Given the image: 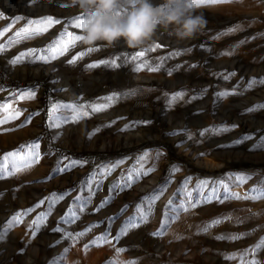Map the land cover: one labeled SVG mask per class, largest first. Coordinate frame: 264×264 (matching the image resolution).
<instances>
[{"label": "rangeland", "instance_id": "1", "mask_svg": "<svg viewBox=\"0 0 264 264\" xmlns=\"http://www.w3.org/2000/svg\"><path fill=\"white\" fill-rule=\"evenodd\" d=\"M191 2L89 53L70 0H0V264H264V0Z\"/></svg>", "mask_w": 264, "mask_h": 264}, {"label": "clouds", "instance_id": "2", "mask_svg": "<svg viewBox=\"0 0 264 264\" xmlns=\"http://www.w3.org/2000/svg\"><path fill=\"white\" fill-rule=\"evenodd\" d=\"M89 15L80 42L94 48L123 43L130 49L150 46L158 30L170 31L177 39H192L207 25L196 15L191 0H70ZM101 42V45H98Z\"/></svg>", "mask_w": 264, "mask_h": 264}, {"label": "built area", "instance_id": "3", "mask_svg": "<svg viewBox=\"0 0 264 264\" xmlns=\"http://www.w3.org/2000/svg\"><path fill=\"white\" fill-rule=\"evenodd\" d=\"M23 86V81L9 71L0 67V98L3 99L10 94L18 93Z\"/></svg>", "mask_w": 264, "mask_h": 264}, {"label": "snow or ice", "instance_id": "4", "mask_svg": "<svg viewBox=\"0 0 264 264\" xmlns=\"http://www.w3.org/2000/svg\"><path fill=\"white\" fill-rule=\"evenodd\" d=\"M201 2H204V0H201ZM207 2H211V3H215V2H217V0H207ZM194 6V3L193 2H191V4H189V7H193ZM46 22L47 23H52L53 22V20H52V18L51 17H48V18H46ZM56 22H58V21H56ZM87 23H88V21H86V22H84V23H82L80 26L81 27H86V25H87ZM63 35V34H62ZM80 40V36L79 35H71V34H69V43L70 44H75V42L76 41H79ZM160 45H156L155 47H159ZM67 50V48H66V46L63 48V49H54L53 51H56V52H62V51H66ZM94 49H92V48H89L88 49V52L90 53V52H92ZM154 50V49H153ZM85 54H87V53H81L80 54V56L82 57L83 55H85ZM175 54H179V53H175ZM23 55V54H22ZM144 55V53L143 52H140V53H137L135 56H133V59L135 60V59H138L140 56H143ZM79 57H74V59H73V61H71V62H75V60L76 59H78ZM146 66V63H142V64H138L137 65V70H141L143 67H145ZM149 70H156V69H154V68H150ZM180 94L179 93H177L176 94V96H179ZM262 195H264V193H262Z\"/></svg>", "mask_w": 264, "mask_h": 264}, {"label": "bare ground", "instance_id": "5", "mask_svg": "<svg viewBox=\"0 0 264 264\" xmlns=\"http://www.w3.org/2000/svg\"><path fill=\"white\" fill-rule=\"evenodd\" d=\"M165 34H161V32H159V38L160 40H162V37H164ZM169 40V39H168ZM167 40V41H168ZM151 63V62H150ZM130 97V96H129ZM126 105V104H125ZM142 105H143V102H142ZM137 107L141 109V107L139 106V104H137ZM137 107L136 106H133V109L134 110H137ZM146 115V114H145Z\"/></svg>", "mask_w": 264, "mask_h": 264}, {"label": "trees", "instance_id": "6", "mask_svg": "<svg viewBox=\"0 0 264 264\" xmlns=\"http://www.w3.org/2000/svg\"><path fill=\"white\" fill-rule=\"evenodd\" d=\"M66 155H68L67 153H65ZM78 157V156H77ZM79 158H81V159H86V157L85 156H80Z\"/></svg>", "mask_w": 264, "mask_h": 264}]
</instances>
